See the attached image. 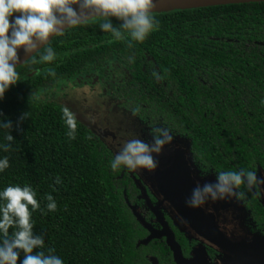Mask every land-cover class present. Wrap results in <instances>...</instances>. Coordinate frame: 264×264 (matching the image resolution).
<instances>
[{"label":"trees","instance_id":"16d2710c","mask_svg":"<svg viewBox=\"0 0 264 264\" xmlns=\"http://www.w3.org/2000/svg\"><path fill=\"white\" fill-rule=\"evenodd\" d=\"M153 13L158 30L142 43L132 41V47L126 32L127 39L118 41L103 31L102 17L65 29L16 67L20 80L0 101V120L12 122L11 129L0 127V159L8 157L10 164L0 172V192L9 185L35 190L40 209L32 212L33 231L44 238L36 251L47 255L53 249L64 264H151L150 259L172 264L163 240L139 244L145 232L127 207L136 204L138 192L130 170H113L111 151L79 122L71 139L64 107L44 99L65 79L116 64L128 75L118 89L117 108L151 140L154 129H168L173 142L163 151L185 141L197 173L214 180L221 171L264 175V2ZM112 23L120 24L115 18ZM48 46L56 59L41 63ZM238 191L244 193L237 200L242 231L264 238L257 187L242 185ZM47 195L56 211L47 209ZM4 203L0 199V206ZM167 223L185 255L187 244L196 241Z\"/></svg>","mask_w":264,"mask_h":264},{"label":"clouds","instance_id":"9594fccd","mask_svg":"<svg viewBox=\"0 0 264 264\" xmlns=\"http://www.w3.org/2000/svg\"><path fill=\"white\" fill-rule=\"evenodd\" d=\"M154 0H0V101L5 94L19 80L16 65L20 62V51L25 56L34 53L40 45L49 44L52 36L64 35L66 28L87 23L92 17H102L100 27L110 32L118 40H126L125 32L132 41L144 42L147 37L159 28L158 21L153 13ZM112 18L120 22L116 27ZM111 43V41H109ZM41 55V63H51L56 54L51 46L45 48ZM54 75V70H48ZM153 76L159 79L156 72ZM24 114L21 119H25ZM63 120L71 139H75L77 119L67 107L63 109ZM0 127L12 128V122L0 120ZM151 143L133 137L122 143L111 164L113 170L120 166L135 170L143 168L153 171L159 166L155 156H159L166 145L173 142V136L166 128H156L151 133ZM15 138L11 132L6 140L11 142ZM10 144L3 145L8 151ZM155 154V156H154ZM10 166L8 157L0 159V172ZM59 177L56 183H60ZM253 189L264 185V179H259L253 171H221L216 174V182L197 183L191 196L186 200L188 207L198 209L209 200L212 202L235 198L240 200L244 193L238 191L242 186ZM37 193L29 186L9 185L0 192V199L5 201L0 206V264H64L63 260L54 254L53 249L46 255L43 251H36L44 247V238L33 231L34 221L32 212L40 209L36 199ZM47 209L56 211L57 204L51 195L46 196ZM209 212L213 210L208 209ZM223 228L224 226L221 225ZM232 225H228L231 228ZM16 230L10 235L9 229ZM21 251L24 253L20 260Z\"/></svg>","mask_w":264,"mask_h":264},{"label":"water","instance_id":"95a60500","mask_svg":"<svg viewBox=\"0 0 264 264\" xmlns=\"http://www.w3.org/2000/svg\"><path fill=\"white\" fill-rule=\"evenodd\" d=\"M257 2H264V0H154L155 8L153 12ZM43 46L40 45L35 52ZM34 53L25 56L21 50L20 62L16 67L22 65ZM75 116L77 122L84 125L104 143L76 114ZM187 150V143L182 141L172 151L159 156L154 155L159 162L166 160L161 167H157L153 171L147 170L143 172L148 175L142 173L143 168L140 170L141 172L136 170L138 180H136L135 185L140 190L141 198L144 200L145 205L152 211L155 221L160 224L161 228L159 233H152L134 207L128 205L136 222L149 233L139 244L145 245L152 239L164 238V243L171 253L173 264H207L205 248H209L219 254L220 258L217 264H264V238L247 235L242 231L241 220L243 213L235 198L217 202H209V200L203 207L198 209L187 206L186 200L191 196L192 190L197 183L203 185L206 182H216L213 177L205 180L197 177V171L191 164ZM259 177L264 179V175L261 172ZM144 185L151 190L152 196L156 200L154 207L150 206ZM261 186L264 187V185ZM258 188L261 193L262 206L264 207V188L262 190L260 185H258ZM209 208L213 211L209 212ZM159 209H163L167 213L179 231L198 242L188 259L183 258L179 246L174 241L173 234L160 215ZM230 224L232 227L228 228ZM221 225L224 227L222 228ZM151 264L156 263L151 260Z\"/></svg>","mask_w":264,"mask_h":264},{"label":"flooded vegetation","instance_id":"af4514ba","mask_svg":"<svg viewBox=\"0 0 264 264\" xmlns=\"http://www.w3.org/2000/svg\"><path fill=\"white\" fill-rule=\"evenodd\" d=\"M127 79H128V75L125 72V70L119 67L118 65L110 62L104 64L98 70H88L85 73L76 75L73 79L63 80L56 87L45 92L44 99L46 101H53L64 108L67 107L70 110L75 111L78 117L80 118V120L84 122V124L87 125L89 129L94 131V133H96V135H98L104 141V145H106V147L109 150L110 149L112 150L114 148L119 150L120 146L124 141L129 140L133 137H138L147 143H151L152 140L150 138L149 133L145 129H143L132 118V116L128 114V112L117 108L118 102H121L122 100V96L118 91V89L121 84H124L126 82ZM59 90H65V92H63L62 95L54 96L55 94H53V92L54 93L56 92L57 94ZM127 116H131V118L133 119V123H134L133 128H130V126L124 121V118H127ZM175 148L177 147L174 146L172 148H169L168 150L163 151L160 155L166 154ZM111 153L114 158L117 151L116 153L114 151H111ZM165 162L166 160H162L161 162H159L158 167H161ZM141 169L142 168H138L135 170L129 169L130 170L129 174L131 175V180L134 185L136 180H138V176L136 175V170H138V172H141L140 171ZM144 171L147 170L143 169L142 173ZM143 174L148 175L146 173ZM196 175L199 179L202 180L211 177L209 175H204V176L199 175L197 172ZM256 187L260 195L261 193L259 191V188L258 186ZM144 188L150 206L154 207L156 204V200L152 196L151 190L147 188V186H145ZM137 190L138 192L135 195V200H136V204H134L135 206L129 204L128 205L134 207L138 215L146 223L149 230L152 233L157 234V232L159 233L161 229L160 224L155 221L154 214L149 209V207L145 205L144 200L141 198L140 190L139 189ZM155 193L158 194L157 192ZM260 200L262 203L261 196H260ZM209 202H211V200ZM159 212L163 221L167 225H168L167 223L168 219L172 223L171 219L163 209H159ZM167 227L169 228V226ZM142 229L145 232V236H144L145 239L149 233L146 229L144 228ZM155 240H163L164 242V238L162 237ZM176 244L178 245L177 242ZM197 244L198 242L194 243L192 246L187 244L188 250L186 254L184 255V253L181 252L183 258L188 259L191 251L197 246ZM205 253L208 261L207 264H217V261L220 257L219 254L214 252L212 256H209L206 252V248H205Z\"/></svg>","mask_w":264,"mask_h":264},{"label":"rangeland","instance_id":"374dc122","mask_svg":"<svg viewBox=\"0 0 264 264\" xmlns=\"http://www.w3.org/2000/svg\"><path fill=\"white\" fill-rule=\"evenodd\" d=\"M65 92V90H59L58 93L56 94V92L53 94H55L54 96H58V95H62V93ZM72 112H74L76 114L75 111L71 110ZM77 115V114H76ZM78 116V115H77ZM80 119V118H79ZM124 121L130 126V128H133V119L131 118V116H127V118H124ZM112 151H114L116 153V151H118L116 148L112 149ZM260 187L262 188L263 190V186L260 185ZM220 258V257H219ZM219 260V259H218Z\"/></svg>","mask_w":264,"mask_h":264},{"label":"bare ground","instance_id":"6f19581e","mask_svg":"<svg viewBox=\"0 0 264 264\" xmlns=\"http://www.w3.org/2000/svg\"><path fill=\"white\" fill-rule=\"evenodd\" d=\"M253 246V245H252Z\"/></svg>","mask_w":264,"mask_h":264}]
</instances>
